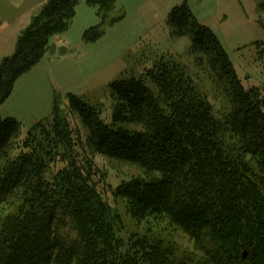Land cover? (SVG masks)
<instances>
[{"label": "trees", "instance_id": "16d2710c", "mask_svg": "<svg viewBox=\"0 0 264 264\" xmlns=\"http://www.w3.org/2000/svg\"><path fill=\"white\" fill-rule=\"evenodd\" d=\"M115 1L86 0L102 22L85 40L103 34ZM77 2L47 0L19 33L13 54L0 62V105L50 38L68 29ZM170 20L190 40L194 63L225 100V113L170 61L112 84L117 128L74 96L68 113L79 117L90 154L140 170L113 190L131 218H165L192 250L117 235L121 218L99 190L89 156L75 150L78 131L55 105L51 119L23 137L18 121L0 117V264H264V97L258 87H243L218 37L187 6L174 8Z\"/></svg>", "mask_w": 264, "mask_h": 264}, {"label": "rangeland", "instance_id": "374dc122", "mask_svg": "<svg viewBox=\"0 0 264 264\" xmlns=\"http://www.w3.org/2000/svg\"><path fill=\"white\" fill-rule=\"evenodd\" d=\"M46 1L0 0V62L13 54L19 33ZM181 5L218 37L243 87H258L264 97V0H116L103 23V34L91 41L84 39V32L102 20L96 6L78 0L68 29L53 35L43 57L15 80L10 96L0 105V117L18 121L23 137L36 123L50 120L56 105L78 131L75 150L80 157L89 156L100 178L99 190L121 218L117 235L124 241L131 234L160 238L189 251L192 242L187 235L165 218L142 223L131 218L113 190L141 175L140 170L125 161L90 154L81 142L86 132L79 117L68 113L69 98L74 96L95 107L104 124L117 128L119 125L113 123L116 100L112 84L139 78L160 61L182 66L214 109L225 113V100L194 63L190 40L178 35L170 20L173 9ZM59 165L51 166L47 178Z\"/></svg>", "mask_w": 264, "mask_h": 264}]
</instances>
